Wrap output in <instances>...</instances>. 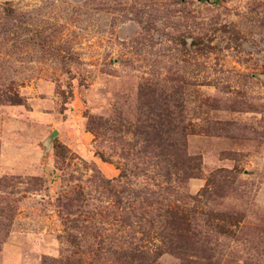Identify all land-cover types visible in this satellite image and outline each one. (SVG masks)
I'll return each mask as SVG.
<instances>
[{"label": "rangeland", "instance_id": "374dc122", "mask_svg": "<svg viewBox=\"0 0 264 264\" xmlns=\"http://www.w3.org/2000/svg\"><path fill=\"white\" fill-rule=\"evenodd\" d=\"M0 264H264V0H0Z\"/></svg>", "mask_w": 264, "mask_h": 264}]
</instances>
